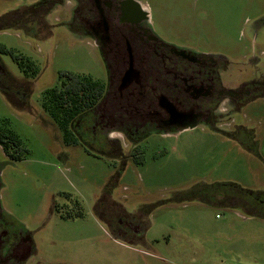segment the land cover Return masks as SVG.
<instances>
[{"label":"rangeland","instance_id":"rangeland-1","mask_svg":"<svg viewBox=\"0 0 264 264\" xmlns=\"http://www.w3.org/2000/svg\"><path fill=\"white\" fill-rule=\"evenodd\" d=\"M37 1L0 0V14ZM140 1L162 39L216 56L225 82L264 76V0ZM67 10L44 15L35 35L24 27L29 20L0 31V44L39 68L26 77L0 54L15 86L27 88L9 98L0 91V125L28 149L12 160L0 145L1 209L37 248L25 264H264V210L232 201L249 191L264 196V98L241 114L257 140L251 147L204 121L147 133L135 159L93 142L65 143L42 110L44 90L59 84L61 71L106 79L91 39L66 25ZM125 223L137 235L121 231Z\"/></svg>","mask_w":264,"mask_h":264},{"label":"flooded vegetation","instance_id":"flooded-vegetation-1","mask_svg":"<svg viewBox=\"0 0 264 264\" xmlns=\"http://www.w3.org/2000/svg\"><path fill=\"white\" fill-rule=\"evenodd\" d=\"M64 4L70 16L66 25L91 39L106 71L97 101L72 126L84 148L93 142L99 149L108 147L107 152L135 159L142 152L139 138L147 133L184 129L201 121L218 130L236 132L245 146L257 141L241 114L246 115L243 108L252 100L264 98V76L236 85L225 82L216 56L162 39L140 0H38L1 13L0 31L14 20H29L24 27L35 35L40 19L45 20L48 13ZM0 54L7 53L0 50ZM12 79L0 61V91L7 98L27 89L25 84L15 86ZM226 99L230 103L227 107L222 105ZM112 131L120 132L125 141L117 135L111 137ZM251 193L247 199L232 201L246 210L262 212L264 196ZM124 228L131 236L140 230L132 223H125L121 231ZM36 250L29 232L11 222L0 206V264H25Z\"/></svg>","mask_w":264,"mask_h":264},{"label":"trees","instance_id":"trees-1","mask_svg":"<svg viewBox=\"0 0 264 264\" xmlns=\"http://www.w3.org/2000/svg\"><path fill=\"white\" fill-rule=\"evenodd\" d=\"M0 50L12 57L24 75L32 76L38 72L37 65L30 58L4 46H0ZM58 76L59 84L44 90L41 105L43 111L59 127L63 142L78 143V138L72 129L73 123L85 109L97 101L102 92L103 83L90 76L69 71H61ZM0 145L12 160L21 159L28 151L18 134L2 125H0Z\"/></svg>","mask_w":264,"mask_h":264},{"label":"clouds","instance_id":"clouds-1","mask_svg":"<svg viewBox=\"0 0 264 264\" xmlns=\"http://www.w3.org/2000/svg\"><path fill=\"white\" fill-rule=\"evenodd\" d=\"M115 135H116L115 132H112V133L110 134L111 137H115Z\"/></svg>","mask_w":264,"mask_h":264}]
</instances>
